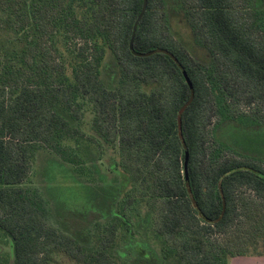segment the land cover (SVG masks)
<instances>
[{
	"label": "trees",
	"instance_id": "1",
	"mask_svg": "<svg viewBox=\"0 0 264 264\" xmlns=\"http://www.w3.org/2000/svg\"><path fill=\"white\" fill-rule=\"evenodd\" d=\"M143 4L0 0L10 264H141L136 243L156 245L159 264L264 256V151L217 137L264 134V0H148L131 43ZM175 17L207 60L176 38ZM47 154L111 179L103 215L75 227L56 213Z\"/></svg>",
	"mask_w": 264,
	"mask_h": 264
},
{
	"label": "rangeland",
	"instance_id": "2",
	"mask_svg": "<svg viewBox=\"0 0 264 264\" xmlns=\"http://www.w3.org/2000/svg\"><path fill=\"white\" fill-rule=\"evenodd\" d=\"M172 30L176 38H179L183 45L189 50V52L201 61L208 59L207 54L203 49H197L191 41L190 31L186 22L182 18L175 17L172 20ZM234 127L226 126L221 131L217 133V137L222 141H233L240 146L246 147L248 150L253 151H264V134L255 133L257 136L250 135L243 136L239 133L234 132ZM231 137V138H229ZM45 159L49 168L45 170V176L42 177L44 181L47 182L49 186L60 187L57 190L62 192L59 193L56 190H51L49 196L52 199L53 206L56 213L61 216L64 220H72L76 226H79L80 222H85L91 224L98 216L103 215L104 212H96L98 204L102 202V196L108 193L111 189V185L108 179L100 180L98 175H95L89 168L90 162L85 165H73L71 168H64L60 165V162L51 159L47 154ZM45 161V162H46ZM99 161L100 164H104L103 167L107 168L105 162ZM96 164L97 162H93ZM44 171V170H43ZM114 175L112 176V181L114 180ZM78 177L84 178L83 181H88L90 185H94L98 189L93 192L95 195H90L87 199L86 193L89 191L88 187L79 184L80 181ZM99 180V181H98ZM82 181V182H83ZM102 181V182H101ZM43 182V181H42ZM44 183V182H43ZM119 185V178L116 181ZM118 189H115L117 192ZM86 195V196H85ZM68 217V218H65ZM221 234H215L214 238H220ZM132 246V258L137 261V263H147V264H159L160 258L158 254V248L152 243L140 244L136 243ZM0 255H2L7 260V264L11 263L13 259V248L11 243H7L6 240L0 243ZM126 257V256H125ZM229 264H264V256H253V257H234L229 260Z\"/></svg>",
	"mask_w": 264,
	"mask_h": 264
},
{
	"label": "water",
	"instance_id": "3",
	"mask_svg": "<svg viewBox=\"0 0 264 264\" xmlns=\"http://www.w3.org/2000/svg\"><path fill=\"white\" fill-rule=\"evenodd\" d=\"M147 3H148V0H144L142 11H141L139 17L137 18L135 25H134V28H133V37H132L131 43H133L134 36H135L136 30H137V26H138L140 20L142 19L143 15L146 11ZM187 161H188V155H187L186 162H185V173L186 174H187Z\"/></svg>",
	"mask_w": 264,
	"mask_h": 264
}]
</instances>
